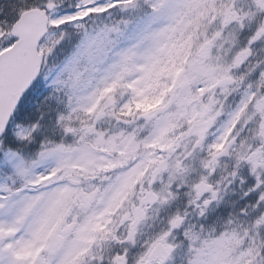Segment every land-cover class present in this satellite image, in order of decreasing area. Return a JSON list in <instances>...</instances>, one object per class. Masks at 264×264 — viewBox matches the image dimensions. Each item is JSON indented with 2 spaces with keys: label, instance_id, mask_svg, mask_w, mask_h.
Wrapping results in <instances>:
<instances>
[{
  "label": "snow or ice",
  "instance_id": "1",
  "mask_svg": "<svg viewBox=\"0 0 264 264\" xmlns=\"http://www.w3.org/2000/svg\"><path fill=\"white\" fill-rule=\"evenodd\" d=\"M0 264H264V0H0Z\"/></svg>",
  "mask_w": 264,
  "mask_h": 264
}]
</instances>
